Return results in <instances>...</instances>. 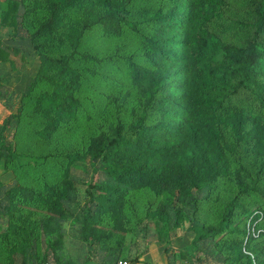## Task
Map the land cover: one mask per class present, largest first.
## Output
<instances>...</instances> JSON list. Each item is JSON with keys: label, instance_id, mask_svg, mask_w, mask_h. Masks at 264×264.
I'll use <instances>...</instances> for the list:
<instances>
[{"label": "trees", "instance_id": "trees-1", "mask_svg": "<svg viewBox=\"0 0 264 264\" xmlns=\"http://www.w3.org/2000/svg\"><path fill=\"white\" fill-rule=\"evenodd\" d=\"M3 3L0 25L14 32L20 24L31 29L28 39L39 60L37 73L44 69L45 49L54 39L77 49L84 35L93 32L101 37L126 32L139 40L142 53L133 64L114 60L122 65L123 77L121 82L111 81L118 95L115 111H105L106 128L90 135L82 155L65 156L67 166L83 158L94 165L87 183L91 197L85 216L89 221L107 213L117 217L121 195L144 184L172 181L179 187L176 194L183 185L225 186L233 195L219 220L192 224L193 242L213 241L229 255V264H264V213L252 214L245 204L264 176V0H251L249 23L234 21L246 31L242 45L224 42L208 30V21L225 5L224 0ZM42 7L50 12L44 20L34 16ZM19 51L0 43V62L13 65L11 57ZM209 54H218L220 62L211 63ZM72 60L61 59L65 75L51 77V90L36 100L38 110L52 125L74 119L71 81L62 79ZM71 78H76L75 72ZM10 93L0 80L3 102ZM240 94L244 99L238 105ZM86 119L94 117L90 114ZM70 173L67 167L63 178ZM70 180L63 195H70V183L76 185L77 179ZM7 187L0 184V208L9 216L16 214L11 218L22 230L23 225L33 223L32 216L42 205L37 198L40 190ZM17 208L26 209L25 214ZM18 248L21 254L31 249Z\"/></svg>", "mask_w": 264, "mask_h": 264}, {"label": "rangeland", "instance_id": "rangeland-1", "mask_svg": "<svg viewBox=\"0 0 264 264\" xmlns=\"http://www.w3.org/2000/svg\"><path fill=\"white\" fill-rule=\"evenodd\" d=\"M224 2L208 21V30L224 42L242 45L246 31L234 21H251V0ZM49 15L42 7L34 16L44 20ZM30 31L28 25L20 24L15 32L0 25V39L5 43L15 40L21 46L19 53L11 57L13 65L6 62L0 67V80L11 90L8 100L0 98V184L8 185L7 190L38 188L37 198L42 205L32 216L33 223L23 225L22 230L12 219L16 214L9 216L0 208V264L231 263L229 255L213 241L194 243L191 227L219 220L222 208L233 195L225 186L212 189L206 184L190 188L183 185L176 194L179 187L172 181L144 184L121 195L117 217L107 213L89 221L85 216L91 197L87 183L94 174V165L83 158L67 166L65 156L82 155L90 135L106 128L105 111H115L118 95L111 81L121 82L123 77L122 65L114 60L133 64L141 57L139 40L126 32L109 37L93 32L84 35L77 49L54 39L47 43L46 65L37 73L39 60L28 39ZM63 57L73 59L67 67L69 73L62 79L71 81V100L76 107L73 120L66 118L52 125L38 110L36 100L51 90V77L65 75L59 65ZM208 60L219 63L221 58L209 54ZM73 72L75 79L71 78ZM4 76L11 80L6 81ZM239 96L236 102L241 105L244 97ZM90 114L94 120L86 119ZM67 167L71 173L65 179L62 172ZM72 178L77 179L76 185L70 183V195H63L65 183ZM256 186L245 204L252 214H263L264 176L259 177ZM1 199L6 200V196ZM16 210L26 212L24 208ZM18 246L31 249L21 254Z\"/></svg>", "mask_w": 264, "mask_h": 264}, {"label": "crops", "instance_id": "crops-1", "mask_svg": "<svg viewBox=\"0 0 264 264\" xmlns=\"http://www.w3.org/2000/svg\"><path fill=\"white\" fill-rule=\"evenodd\" d=\"M0 41H1V43H3L4 45L6 44L7 46H14V47H18V48H20L21 46H20V44L17 42V41H15V40H10L11 41V43H5V41L3 40V39H0ZM4 64V62H0V67L2 66ZM4 77H6V76H4ZM7 79H9V80H11V78L10 77H6V81H7Z\"/></svg>", "mask_w": 264, "mask_h": 264}, {"label": "built area", "instance_id": "built-area-1", "mask_svg": "<svg viewBox=\"0 0 264 264\" xmlns=\"http://www.w3.org/2000/svg\"><path fill=\"white\" fill-rule=\"evenodd\" d=\"M118 264H126L125 261H118Z\"/></svg>", "mask_w": 264, "mask_h": 264}]
</instances>
